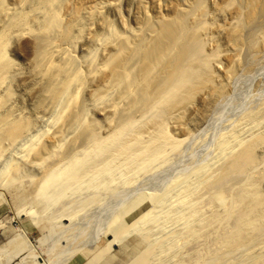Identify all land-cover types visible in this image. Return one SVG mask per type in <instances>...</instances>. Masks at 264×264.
<instances>
[{
	"label": "rangeland",
	"instance_id": "1",
	"mask_svg": "<svg viewBox=\"0 0 264 264\" xmlns=\"http://www.w3.org/2000/svg\"><path fill=\"white\" fill-rule=\"evenodd\" d=\"M244 2L234 0V7L224 17L216 15L213 4L208 5L214 20L210 22L222 30L211 26L210 39L204 42L199 57L205 64L201 78L205 86L191 102L167 113L156 112L155 121L164 123L171 140L163 157L147 165L141 164L144 158L139 163L129 158L114 165L108 174L109 185L100 186L104 177L94 185L90 176L81 182H54L50 192L59 191L58 186L64 192L57 199L50 196L52 202L42 203L38 192L46 171L57 166V159L36 170L25 169L10 184L3 183L0 176V186L5 184L0 193V264H138V260L143 264H264V34L260 36L263 42L250 44L264 32V0L252 21L242 17L232 22L234 12L246 15ZM179 3L181 0H118L117 11L105 10L102 23L112 33L124 28L138 31L143 21L140 4L150 17L168 18ZM231 31L234 37L230 39ZM113 46L107 41L97 49L99 63ZM15 49L13 45L9 54L15 62L8 82L12 94L1 115H22L34 123L23 142L7 148L0 171L19 162L23 146L45 131L50 130V137L44 141L54 133L62 134L60 126L52 127L51 118L41 111L40 90L29 78L31 60ZM83 63L80 66L85 69ZM88 84L81 100L88 105L89 115L99 119L89 100L99 79L89 78ZM134 117L145 124L143 131L152 130L142 114L134 113ZM110 131L102 124L99 137L105 139ZM252 143L254 153L228 167L230 153H239ZM252 204L245 225L243 218ZM150 209L153 214L148 220L136 229L129 227L132 219ZM117 231L118 242L101 253Z\"/></svg>",
	"mask_w": 264,
	"mask_h": 264
},
{
	"label": "bare ground",
	"instance_id": "2",
	"mask_svg": "<svg viewBox=\"0 0 264 264\" xmlns=\"http://www.w3.org/2000/svg\"><path fill=\"white\" fill-rule=\"evenodd\" d=\"M117 1L0 0V159L8 147L25 140L34 123L22 115H1L12 94L8 82L15 64L9 55L13 45L16 53L31 60L29 78L34 79L40 90L41 111L51 118L48 121L52 127L60 126L62 132L44 141V137H50V130L45 131L29 146H23L19 162L3 167L0 176L3 183L9 181L10 184L11 180L21 177L25 169L36 170L49 160L57 159V166L50 167L41 181L38 197L42 203L54 201L50 196L56 199L62 196L61 186H58L59 191L50 192L49 186L54 182L68 179L81 182L90 176L94 185L101 177L104 181L100 186L109 185L108 174L114 165L129 158L138 163L144 158L141 164L147 165L164 156L171 140L164 123L155 121L156 112L167 113L194 99L204 84L201 78L205 64L199 60L204 42L210 39L211 26L222 30L210 22L214 20L210 19L208 5L213 4L218 17L227 15L235 5L234 0H181L171 17L159 18L150 17L140 4L143 21L139 30L124 28L123 32L112 33L104 28L102 16L109 8L117 11ZM259 2L245 0L246 15L234 12L231 21H240L242 17L247 22L252 21ZM156 7L161 9V6ZM231 32L230 39L234 35V31ZM263 34L254 36L250 44L262 41ZM107 41L114 44L113 51L99 63L95 54ZM82 62L87 70L80 66ZM89 78L99 79V86L89 94L91 107L99 119L89 115L88 105L81 100ZM132 87L135 90L132 91ZM134 113L148 119L150 132L143 131L145 124L135 119ZM102 124L111 129L105 139L99 137ZM254 149L255 143H252L246 144L239 153H230L228 167L232 168L244 157L248 159ZM0 187L1 193L5 184ZM142 202L144 199L132 205L127 215ZM252 211L253 204L246 211L243 224H247ZM152 214L153 209L142 212L136 220H131L129 227L138 228ZM119 237L120 232H115L101 253L108 252ZM226 258L229 260L228 256ZM143 262L138 260V264Z\"/></svg>",
	"mask_w": 264,
	"mask_h": 264
}]
</instances>
